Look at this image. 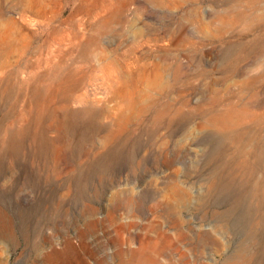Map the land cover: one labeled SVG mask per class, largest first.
I'll return each instance as SVG.
<instances>
[{
  "label": "rangeland",
  "instance_id": "374dc122",
  "mask_svg": "<svg viewBox=\"0 0 264 264\" xmlns=\"http://www.w3.org/2000/svg\"><path fill=\"white\" fill-rule=\"evenodd\" d=\"M0 0V264H264V0Z\"/></svg>",
  "mask_w": 264,
  "mask_h": 264
},
{
  "label": "bare ground",
  "instance_id": "6f19581e",
  "mask_svg": "<svg viewBox=\"0 0 264 264\" xmlns=\"http://www.w3.org/2000/svg\"><path fill=\"white\" fill-rule=\"evenodd\" d=\"M35 1L40 3L42 7H45L47 5L46 0H35ZM146 262L147 261L145 260V257L143 255L131 254L127 256L124 260H121L119 264H146Z\"/></svg>",
  "mask_w": 264,
  "mask_h": 264
}]
</instances>
